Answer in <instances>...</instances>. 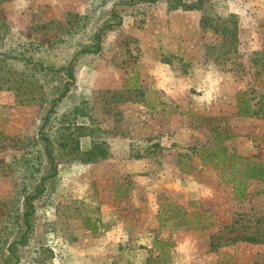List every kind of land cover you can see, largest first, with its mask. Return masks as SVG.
<instances>
[{
	"label": "rangeland",
	"instance_id": "obj_1",
	"mask_svg": "<svg viewBox=\"0 0 264 264\" xmlns=\"http://www.w3.org/2000/svg\"><path fill=\"white\" fill-rule=\"evenodd\" d=\"M243 162L264 167V0L0 4V264H264Z\"/></svg>",
	"mask_w": 264,
	"mask_h": 264
},
{
	"label": "trees",
	"instance_id": "obj_2",
	"mask_svg": "<svg viewBox=\"0 0 264 264\" xmlns=\"http://www.w3.org/2000/svg\"><path fill=\"white\" fill-rule=\"evenodd\" d=\"M4 1H6V0H0V4L2 2H4ZM178 5H179V7H183L185 9H187V10L191 9L190 6H188V7L187 6H182L183 4H178ZM202 22H203V18H201V20L199 21V24L201 25ZM203 25H204V23H203ZM75 58H76V56H73L71 61L69 62V64L64 69L66 74H67V76L69 77V79H72V80L74 79L73 72H72V64H73V61H74ZM65 93H66V89L57 98L54 99L53 105L58 99L62 98L65 95ZM49 144H50V141L47 138H44V148L47 151V153L49 152L48 151V148L50 147ZM91 155L97 156L98 154H96L94 152H91ZM98 156L104 157V154H101V155H98ZM231 157L233 158L234 156H227V158H231ZM49 158H50V161L52 163L53 162V158H51L50 155H49ZM241 159L246 161V159H243V158H241ZM242 168H243V178H247L249 180H258V181H263L264 180V167L260 166L259 164H256V163H253V162H243L242 163ZM229 181H231L233 183H236L237 178L234 177V178H232ZM34 197L35 196H27V197H25V203L27 205V208L31 207L30 200L33 199ZM234 197L235 198H243L244 197L243 190H240L238 187L235 188ZM246 241L251 242V243H257V242H260V241H263V240H260V239H257V238H247Z\"/></svg>",
	"mask_w": 264,
	"mask_h": 264
}]
</instances>
